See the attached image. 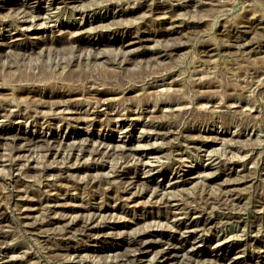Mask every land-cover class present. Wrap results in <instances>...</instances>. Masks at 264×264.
Returning a JSON list of instances; mask_svg holds the SVG:
<instances>
[{
	"label": "rangeland",
	"instance_id": "obj_1",
	"mask_svg": "<svg viewBox=\"0 0 264 264\" xmlns=\"http://www.w3.org/2000/svg\"><path fill=\"white\" fill-rule=\"evenodd\" d=\"M24 1L0 0V34L19 43L0 48V105L16 114L4 109L0 128L59 139L52 149L0 140V258L64 264L72 245L110 264L134 249L115 246L124 235L146 230L165 253L179 248L162 264H264V0H73L52 9ZM23 8L33 17L21 26ZM86 19L94 23L74 33ZM135 35L151 40L122 45ZM100 138L116 143L113 154L95 153ZM49 193L57 212L22 217L23 202L45 205ZM49 214L116 225L87 241L64 236L69 219ZM194 220L206 226L191 235Z\"/></svg>",
	"mask_w": 264,
	"mask_h": 264
},
{
	"label": "bare ground",
	"instance_id": "obj_2",
	"mask_svg": "<svg viewBox=\"0 0 264 264\" xmlns=\"http://www.w3.org/2000/svg\"><path fill=\"white\" fill-rule=\"evenodd\" d=\"M32 1V0H31ZM39 1V3L40 4H44V3H48V8H50V9H52V8H54L53 6L55 5V3H58V4H56V6L55 7H57V8H60V6L59 5H61V4H63V6H68L69 5V2L70 1H73V0H38ZM24 2H27V3H29L30 2V0H25ZM22 3V2H21ZM16 3V4H12V6H15V5H18L17 7H19L20 5H25L24 3ZM158 3V2H157ZM160 3V2H159ZM5 4H7V3H5ZM42 4V5H43ZM183 4V3H182ZM3 6H4V4H2ZM42 5H39V6H41L42 7ZM79 6V5H78ZM83 6V5H82ZM104 6H105V4H104ZM108 6V5H107ZM140 6V5H139ZM21 7V6H20ZM73 7H75V6H73ZM77 7V6H76ZM81 7V6H80ZM1 8V7H0ZM47 8V9H48ZM94 8V7H93ZM103 8V7H102ZM151 8H160L159 7V5H156V6H152ZM20 10V9H19ZM28 10H29V8H28ZM27 10V8H23V11H22V13H23V15H22V17H23V20H22V22L23 23H20L21 24V26H23L25 23H27L28 22V20H30L29 19V17H33L32 16V14H33V12L31 13V12H29ZM89 10V9H88ZM84 13V12H83ZM122 12H120V13H118L119 15L121 14ZM21 14V13H20ZM43 14V13H42ZM39 15V14H38ZM36 16V15H35ZM114 16H115V14H114ZM168 17H170V16H168ZM173 18V17H172ZM171 18V19H172ZM175 18V17H174ZM104 20H107V17L106 18H100V19H97V21H104ZM109 20V19H108ZM170 20V19H169ZM171 21V20H170ZM173 21V20H172ZM35 23H37V22H35ZM94 23V21L93 20H90V19H86V23H81V24H77L76 25V27H75V29H77L74 33H78L79 31L81 32V31H83L85 28L84 27H86L87 25H92ZM36 25V24H35ZM177 25V24H176ZM28 26H29V24H28ZM32 26V25H31ZM33 26H34V24H33ZM55 26V25H54ZM102 26V25H101ZM91 27V26H90ZM177 28V27H176ZM20 29V28H19ZM29 28L28 27H25V28H21L20 29V31H19V34H21V35H23V32H21V30H28ZM62 29V28H61ZM61 31V30H60ZM85 31V30H84ZM90 31V30H89ZM94 31V30H93ZM24 33H26V32H24ZM14 37H16L15 35H12V34H6V33H2V34H0V39H10L11 41H13L11 44L10 43H4V42H2V41H6V40H2L1 42H0V48H2V46L4 45V44H6V45H16V44H19V43H17V40L18 39H16V38H14ZM128 38H130V39H132V40H130V41H126ZM136 39V40H135ZM16 40V41H15ZM126 40H125V42H123L122 43V45H125L126 44V46L127 45H131V44H133V43H135V42H142V41H144V40H151V38H148L147 36L146 37H144L143 35H135L134 37H132V36H128V37H126ZM116 41H121V40H116V37H115V39L114 40H112V41H110L109 39L108 40H100V41H97L96 42V44H104V45H113L114 44V42H116ZM110 42H112V43H110ZM9 47V46H8ZM125 47V46H124ZM115 48V47H114ZM130 49V48H129ZM123 50V49H122ZM128 50V49H127ZM121 54V53H120ZM96 56V55H95ZM86 58V57H85ZM87 88V87H86ZM162 96V95H161ZM67 102H68V100H67ZM66 106V105H65ZM68 106V105H67ZM4 109H6V107H1V105H0V115H5V113H3V111H4ZM6 110H8L9 112H10V114L9 115H16L15 114V112H14V110L12 109V110H10V109H6ZM70 109L68 108V111H69ZM98 111V110H97ZM77 112H79V110H77ZM96 112V111H95ZM8 115V116H9ZM31 118V117H30ZM118 129V128H117ZM161 130V129H160ZM122 131V130H121ZM88 136V135H87ZM57 136L55 135H53V136H42L41 134H37V135H35L34 136V134H29V135H27V136H22V135H20L19 133H15V132H13V131H11L10 129H7V128H4V129H2V128H0V140H2V139H13L12 141H14V140H16V139H19V138H23V140L25 141V144L26 145H30V144H33V145H35V142L36 141H40V140H46V142H47V144L49 145V149H52V146L53 147H55L52 143H51V140H58L57 138H56ZM89 137V136H88ZM92 137V136H91ZM87 138V137H86ZM83 139V141H82V143L80 144V147H83V148H86V145L84 144V142H86V140L87 139ZM90 139V138H89ZM126 139V138H125ZM61 140V139H60ZM93 140V139H92ZM99 140V139H98ZM10 141V140H9ZM11 141V142H12ZM89 141V140H88ZM97 141V140H96ZM135 141V140H134ZM20 143H21V141H19ZM43 142V141H42ZM37 143H39V142H37ZM57 143H58V141H57ZM79 143V142H78ZM41 144V143H40ZM116 144V143H115ZM115 144H114V141H112V139H110V138H108V139H104V138H100V143L98 144V145H102L103 147H101V148H96L95 149V153H100V152H102L104 149H106V148H108V147H110V146H112V148H111V150H108V153H111V154H113L114 152L113 151H115ZM117 144H119V143H117ZM74 145V144H73ZM121 145H123V143L121 144ZM57 146V145H56ZM76 146H78V145H75V146H73V147H71L72 149H73V152H74V150L77 148ZM135 146V145H134ZM133 146V147H134ZM56 148V147H55ZM63 149V148H62ZM129 149V148H128ZM127 150V149H126ZM152 149H150V151H151ZM42 151V150H41ZM68 151V150H67ZM72 152V153H73ZM117 152H118V150H117ZM116 152V153H117ZM67 153H69V152H67ZM75 153V152H74ZM104 153H106V152H104ZM70 154V153H69ZM69 154H67L68 156H70ZM78 154V153H77ZM62 155V154H61ZM67 157V156H66ZM78 157V156H77ZM2 158V157H1ZM142 160V159H141ZM182 160V159H181ZM143 161V160H142ZM144 161H146L145 159H144ZM151 161V160H150ZM76 162V161H75ZM183 162V161H182ZM145 163V162H144ZM67 164V163H66ZM74 164V163H73ZM154 164V163H153ZM31 165V164H30ZM71 165V164H70ZM98 165H103L102 163L101 164H98ZM210 165V164H209ZM208 165V166H209ZM143 166V165H142ZM180 166H182V165H180ZM15 167V165L13 166V168ZM54 168H53V166H50V165H48L47 166V168L44 170L46 173H50V172H52V170H53ZM63 169V168H62ZM94 169H97L96 167H94ZM14 170H19L18 168L17 169H14ZM63 170H65V169H63ZM69 171V170H68ZM87 171V170H86ZM98 171V170H97ZM116 171H117V176H126L127 174L124 172V170L123 169H116ZM54 172V171H53ZM109 173V172H108ZM182 177H183V175H181ZM177 177V176H176ZM175 177V178H176ZM67 178V177H66ZM124 178V177H123ZM50 179V178H49ZM53 179V178H52ZM140 178L139 177H136L135 179L134 178H132V179H127V180H125V182L127 183L126 185H127V187L125 188V190H124V192L125 191H128V186H131L132 184H135L137 181H140L139 180ZM187 179V178H186ZM57 181V180H56ZM173 181V180H172ZM52 184H53V182H52ZM54 185V184H53ZM173 185H175V181H173V182H171V186H173ZM55 186V185H54ZM57 186V185H56ZM161 186V185H160ZM170 186V187H171ZM177 186V185H176ZM163 188H164V186H162V187H157L156 188V190H155V192L156 193H158V191L159 190H163ZM167 188V187H166ZM167 190V189H166ZM131 191V190H130ZM129 193V192H128ZM50 194V193H49ZM48 194V197H47V199H46V204L44 205V204H41L39 207H31L30 205L28 206H25L24 204H25V202H23V205H22V207L20 208L21 209V211H20V214L22 215V217L23 218H25V219H29L30 218V215H31V211L30 210H32L33 208H40V209H43V211H46L47 213H53V212H57V206H59V204H58V200H59V198H58V195H56V194H50L49 195ZM1 196V195H0ZM47 196V195H46ZM60 196V195H59ZM125 196H127V195H125ZM130 196V195H129ZM221 196V195H220ZM137 197V196H136ZM230 197V196H229ZM122 199H125V200H131L132 201V196H130V197H122ZM1 201V200H0ZM165 201H170L172 204H173V201L170 199V197H167V199H165ZM27 203V202H26ZM235 203V202H234ZM27 204H29V203H27ZM175 204H178V203H175ZM231 205V204H230ZM180 206V205H179ZM99 208L97 211H99V212H103V211H105L106 210V207H104V208H102V207H98V206H91V208ZM222 207V206H221ZM59 208V207H58ZM86 208H88L87 206H86ZM90 208V209H91ZM92 210V209H91ZM89 211V210H88ZM176 212V211H175ZM197 212V211H196ZM226 212V211H225ZM233 212V211H232ZM46 213V214H47ZM74 213V212H73ZM56 214V213H55ZM234 214V213H233ZM50 215V219H52L53 221H59V222H63L64 220H68L67 222L65 221V223H66V227H65V232H64V236H67V237H71V236H73V234H75V235H79V236H83V237H85V238H87V241L89 240V241H93V240H96V239H107L108 237H110L111 236V233L110 232H108L107 231V228H109V227H112V226H115L116 224L114 223V222H111V221H109V220H107V219H105V218H103V219H101V221H99V220H96V218L94 219V217H91V215H89V217L87 218V219H83L82 218V220H80L81 218H79L78 216H73L72 215V218L71 217H69L68 219H67V215H61L60 217H57V215L56 216H51V215H53V214H49ZM223 215H225V213H223ZM82 216H83V214H82ZM99 216V215H98ZM104 216V215H103ZM175 216H177V215H175ZM49 217V216H48ZM222 217V216H221ZM45 219V218H44ZM51 220V221H52ZM42 221H43V219H42ZM45 221H47V220H45ZM44 221V222H45ZM32 222V221H31ZM38 222V221H37ZM40 222V221H39ZM48 222V221H47ZM61 222V223H62ZM25 223H26V221H25ZM28 223V222H27ZM26 223V224H27ZM52 223V222H51ZM64 223V224H65ZM34 224V223H33ZM32 224V227H35V225H33ZM43 224V223H42ZM46 224V223H45ZM55 224V223H54ZM57 224V223H56ZM259 225V224H258ZM62 226V225H61ZM196 226V228H194ZM201 226H206V222H200V223H198V221L197 220H194V221H192L189 225H187V226H185L186 228V232H191V235H193V231H196V230H198L199 228H201ZM56 228V227H55ZM62 228V227H61ZM196 229V230H195ZM64 230V229H63ZM62 231V230H61ZM151 231H142L141 233H132V234H127V235H124L125 237H122V239H121V243L120 244H115V246L117 245V247H119V246H121L122 244H124V245H127V246H129L130 248L131 247H133L134 249L136 248V250H138L139 252H137L136 250V252L134 253L133 252V250L134 249H130L127 253H126V255L125 256H127V258L125 259H117V258H119V257H115L114 256V260H112L113 262L112 263H110V264H129V263H132V264H162L163 262H164V260L167 258L166 256L167 255H169L170 256V254L172 255L173 253H175L174 254V258L176 259L177 257H178V247H176L175 245H174V247L176 248V249H173L172 251L173 252H166L165 253V251L167 250L165 247H162V239H152V236H154L153 234H154V232L153 233H150ZM157 234V233H156ZM63 236V237H64ZM81 238V237H80ZM85 238H83V239H85ZM185 240L184 238H177V242H176V244L178 245V244H180V242H181V240ZM219 239H221V237L219 238ZM164 240V239H163ZM170 242V241H169ZM220 242V241H219ZM183 243H184V241H183ZM174 244V243H173ZM181 245V244H180ZM154 246H160V247H162L161 249H158L157 251V253H156V257H153V259H151V260H149V261H144L143 260V258L144 257H146L147 256V254L149 253V250H150V248H152V247H154ZM171 246V245H170ZM262 247H264V244L262 243V245H261ZM51 247H52V245H51ZM178 248V249H177ZM53 250V249H52ZM62 251V250H61ZM64 251L65 252H67V253H73V257L71 258V257H68L67 259H66V257H65V261H64V259H63V261H64V264H105L104 263V260L102 261V262H99L98 260L97 261H94V260H92L93 262H91V260H88L87 258H85V257H83L81 254H82V248H78V247H74V246H72V245H70L69 247H66L65 249H64ZM59 252V251H58ZM20 254V253H19ZM116 254V253H115ZM67 255H69V254H67ZM82 256V257H81ZM117 256V255H116ZM192 256H193V254H192ZM18 257V256H17ZM16 257V258H17ZM62 257V256H61ZM191 257V256H190ZM116 258V259H115ZM173 258V259H174ZM192 258V257H191ZM12 259H13V261H14V258L13 257H7V256H4V257H2V258H0V260H2L3 262H2V264H10V263H14V262H11L12 261ZM150 259V258H149ZM183 259V258H182ZM193 259H195V257L193 258ZM222 259V258H221ZM231 259H232V257H231ZM234 259V258H233ZM60 260V259H59ZM62 260V259H61ZM106 260V259H105ZM123 260V261H122ZM145 260H147V259H145ZM58 261V260H57ZM108 261H110V260H107V263L109 264V262ZM223 261H226V259H224ZM229 261V260H228ZM29 262V261H28ZM106 262V261H105ZM122 262V263H121ZM200 262V261H199ZM106 263V264H107ZM223 262H220V264H222ZM226 263V262H225ZM228 263V262H227ZM230 263V262H229ZM171 264V263H170ZM196 264V263H195ZM200 264V263H199ZM202 264V263H201ZM205 264V263H204ZM216 264H219V263H216ZM231 264V263H230Z\"/></svg>",
	"mask_w": 264,
	"mask_h": 264
}]
</instances>
